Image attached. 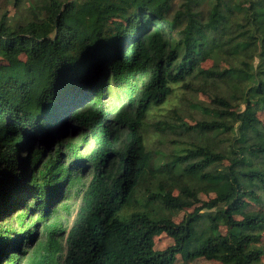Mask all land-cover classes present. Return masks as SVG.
I'll list each match as a JSON object with an SVG mask.
<instances>
[{"label":"trees","instance_id":"1","mask_svg":"<svg viewBox=\"0 0 264 264\" xmlns=\"http://www.w3.org/2000/svg\"><path fill=\"white\" fill-rule=\"evenodd\" d=\"M208 42L249 61L201 69ZM199 79L230 96L202 107L209 120L174 126L189 147L158 160L148 110ZM259 113L264 0H44L25 24L3 15L0 264H263ZM160 236L172 244L155 249Z\"/></svg>","mask_w":264,"mask_h":264},{"label":"rangeland","instance_id":"2","mask_svg":"<svg viewBox=\"0 0 264 264\" xmlns=\"http://www.w3.org/2000/svg\"><path fill=\"white\" fill-rule=\"evenodd\" d=\"M44 0H0V19L6 14L7 23L15 26L17 24H25L32 18V6L40 5ZM208 6L204 5L202 9ZM242 49V48H241ZM239 49L234 55L223 53L220 48L213 47L210 42L206 45V59L200 65L201 69L212 70H227V69H242L245 63L249 61V53ZM252 66L258 65V58H254ZM193 88L186 89L181 83L170 84L171 94L166 101L160 106H152L143 122L142 136L144 146L148 151H152L158 157V160H165L170 156L179 154L189 147V140L178 134L174 129L181 123L194 124L196 122L209 120L211 117L202 110V107L208 106L210 100L218 95H229L230 88L221 82L212 80L203 81L192 80ZM237 103V101H234ZM240 105V104H239ZM242 105L240 109H242ZM260 120L264 123V115L258 114ZM171 126V127H170ZM223 147L228 148V143L224 142ZM21 156H25L21 153ZM173 194L184 202H189V199L182 195L177 189H174ZM213 194L200 192L199 199L208 200L213 198ZM78 202L74 205V210L78 208ZM257 208H250L249 215H255ZM183 212L176 213L173 216L175 222H179L183 217ZM60 219L65 217L64 212H60ZM74 218L70 216L68 225L70 226ZM239 218V216H237ZM262 245L264 249V232L262 233ZM155 249H164L172 244L170 238L160 236L154 239ZM264 264V257L261 260ZM176 264H219L215 261L195 259L193 261L178 260Z\"/></svg>","mask_w":264,"mask_h":264}]
</instances>
